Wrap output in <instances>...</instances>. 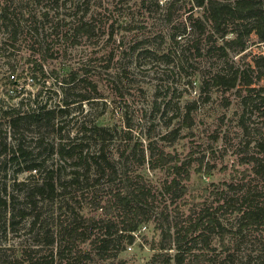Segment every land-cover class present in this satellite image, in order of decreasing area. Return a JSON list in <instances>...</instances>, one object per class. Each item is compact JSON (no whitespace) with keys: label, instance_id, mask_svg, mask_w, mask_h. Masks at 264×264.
Returning <instances> with one entry per match:
<instances>
[{"label":"rangeland","instance_id":"1","mask_svg":"<svg viewBox=\"0 0 264 264\" xmlns=\"http://www.w3.org/2000/svg\"><path fill=\"white\" fill-rule=\"evenodd\" d=\"M194 1L0 0V15H6L0 23V109L18 106L23 97L31 95L33 99L40 84L45 88L39 105L47 101L48 107L57 111L65 108V100L89 98L61 115L57 113L55 127L26 131L24 158L12 161L9 155L0 156V199L6 202L0 206V260L22 258L26 250L38 248L34 234L40 233L41 254L47 256V264H85L90 260L96 264H151L163 222L164 228L171 226L174 231L194 222L205 207L209 212L217 211L223 227L236 232V215L216 210L224 199L249 194L254 201L264 200V170L257 172L252 162H244L254 155L264 165V117L259 109L264 96V67L259 70L254 66L264 54V43L251 35L245 50L228 47L227 55L220 57L219 50H211L216 37L208 40L205 34H189L190 29L183 36L190 17L203 19L202 11L193 8ZM84 23L93 32L77 33L75 27ZM216 42L223 45L221 40ZM70 72L77 73L80 81L61 88V81ZM236 74V87L227 89L215 82L217 75ZM11 75L15 76L13 84ZM33 75L38 77L37 83ZM245 77L252 80L250 88L242 85ZM13 87L22 93L10 99L7 93ZM0 124V149L4 143L15 145L1 115ZM96 127L110 131L105 150L111 162L119 171L127 167L131 174L141 175L155 195L149 204L148 221L141 224L134 243L127 244L124 238L112 248L120 251L118 256L105 262L89 244L62 251L58 244L45 245L42 236L44 228L49 236L58 230L55 238L60 241L71 207L84 218L94 215L85 204H76V199L84 202L81 195L87 198L92 191L106 199L121 185L119 179L112 183L107 178L95 186H84L86 164L92 163L101 147ZM175 131L177 138L173 139ZM90 134L94 135L91 140ZM80 141L83 147L72 153L74 158L58 152L60 147L67 149ZM150 143L190 170V179L183 182L188 191L175 203L164 191L165 181H171L173 174L163 167H149ZM142 150L146 161L141 166L135 158L142 156ZM123 153L131 157L129 163ZM79 155H86L88 162L77 165ZM39 162V174L18 172L26 164ZM206 165L212 167L209 172ZM92 169L93 178L95 167ZM48 171L53 172L58 191L64 194L59 192L54 200L47 195L26 198L27 188L21 183L34 186ZM75 173L80 174L81 183L70 185ZM32 201H36L35 206ZM164 214L168 221L163 220ZM112 218L121 227V218ZM12 220L14 225H10ZM262 235L260 228L229 234L225 249L220 232L209 234V260L200 264H223L228 254L235 264H259L264 261ZM172 248L157 264H175ZM85 252H90L89 257ZM187 264L198 263L188 259Z\"/></svg>","mask_w":264,"mask_h":264},{"label":"trees","instance_id":"2","mask_svg":"<svg viewBox=\"0 0 264 264\" xmlns=\"http://www.w3.org/2000/svg\"><path fill=\"white\" fill-rule=\"evenodd\" d=\"M194 2L195 5H193V8L202 11L201 16L203 19H201V17L196 19L190 17L189 23L185 24L184 29L182 30L183 36L187 30L190 29L189 34L193 31L196 33L198 32L203 36L205 34L208 40L216 37L211 50H219L220 57L227 55L228 47H236L240 51L245 50L248 38L251 35L257 36L259 42L264 43V0H195ZM5 18V13H2L0 15V23L3 22L2 19L5 20ZM248 21H250V23ZM244 24H247L248 26L242 28ZM208 28L210 29L209 31H207ZM75 30L77 33H82L84 31L93 32L94 29L92 28L89 30L84 23L75 27ZM12 32V39H15L14 36H16V29L13 28ZM197 40L196 51L199 53L198 44L200 39L197 38ZM216 40H221L223 45H217ZM254 66L259 68V70L264 67V54L260 55V57L254 61ZM36 70L35 67L33 71L36 72ZM40 72L42 73V76L45 74L42 67H40ZM11 77L14 79L11 80L13 84L16 82L15 76L11 75ZM32 80L37 83L38 77L33 75ZM215 80L216 84L224 85L225 88L230 89L237 86L239 76L237 74L233 77L217 75L215 76ZM79 81L80 78L77 77V73L70 72L67 75V79H63L59 86H61V88L67 86L71 87ZM242 85L246 88H250L252 80L245 77ZM44 88V84H40L33 99L31 98V95L27 99L23 97L18 106H13L4 111L0 109L1 119L5 121L6 130L9 132L8 136L16 140L15 145L13 144L11 147H8L7 143H4V147L0 149V156L2 154H6V156L9 155L10 160L12 161L24 158L27 156V151L23 148L22 141L26 131L32 130L31 127L38 130H41L44 126L47 127L48 125L55 127L54 122L58 114L61 115L65 112L66 108H69L76 103L89 101V98L85 96L78 101L65 100V108L57 111L54 108L48 107L47 101L39 105L38 98L42 96ZM21 93L22 92H19L13 87L12 91H8L7 95L10 99H14L15 97L21 96ZM32 105L35 108H33ZM260 107V114L264 117V96L260 97ZM2 125L3 124H0V128ZM95 134L100 138L101 147L99 149V154L92 157V163L90 164H86L88 162V158L85 157L86 155H79L78 163H76L80 166L86 164L84 178L86 183L84 186H90V184L95 186V184L100 183L103 179L108 178V182L112 183L119 179L121 181L120 187L106 199L99 197L96 194L97 191H92L87 198H83L84 195H81L83 199L82 201L84 202H81L75 197L76 204H85V206L94 212V215L84 218L75 213L76 209L71 207L69 223L65 227H61L62 229L59 233V237L61 234V240L59 241L58 238L57 241L55 238L58 234V230L56 235L52 234L49 236V230L44 228L42 236H44L45 245L55 246L58 244L62 251L69 248L78 249L84 244H89L92 250L98 253L100 261L105 262L118 256L120 251L113 252L112 248L119 245L124 238L127 240V244L134 243L136 232L139 230L141 224L148 221V212L150 210L149 204L154 202L155 195L141 175L131 174L132 172L126 169L127 167L123 171H119L115 164L111 162L105 150V144L107 140H109L108 136L110 135V131L103 127H96ZM173 134H176L173 136V139L177 138V131ZM92 136L94 135L90 134V140L92 139ZM90 140H88L87 143H89ZM81 142L82 141H80L79 144L77 143L76 145L68 147L67 149L60 147L58 152L61 155L66 153L68 156H71L70 158H74L72 153L83 147ZM136 150L137 148L134 147L132 152L135 153ZM149 151L151 157V160L149 161L150 169L155 170L159 167H163L167 172L173 174L171 181H165L166 184L164 185V191L170 195L171 202L175 203L176 199L182 198V196L188 191L187 185L183 182L190 179V170H186L183 163L179 165V163L175 161V157L171 154L166 153L165 151H160L156 144L150 143ZM142 153L143 154L140 158H135L136 162L141 166L144 165L146 161L143 150ZM134 155L136 156V154ZM122 156L125 157V162L129 163L131 157L126 156L125 153H123ZM244 162H252L254 164L253 168L256 169L257 172L258 170H264L262 159L257 156L253 155ZM206 166L209 172L212 167L210 165ZM92 167H95V176L93 178L90 176V172L93 170ZM41 168L42 165L40 162L26 164L24 167H21L18 172H22V170L29 172L34 171V174L36 175L42 172ZM75 174L76 176L68 181L70 185L81 183L80 174ZM21 185L24 187L26 186V198H30L31 200H36L37 197H42L44 195H47L49 199L54 200L59 192L60 194H64L63 191H58L56 177L51 171H48L46 176L41 180L35 181L34 186H31L29 183H21ZM32 202L33 206H35L36 201ZM61 202L65 203L66 201L62 200ZM5 204L6 202L0 199V206ZM216 210H221L222 212L227 213L230 212L231 214L236 215L238 221L236 232L242 233L246 230L260 228L264 234V200L254 201V199L249 197V194L238 198L228 197L224 199L223 203L219 205ZM215 212H209L205 207L201 208L194 219V222H190L187 225L177 226L174 231L171 226L164 228V222L159 225L161 230V240L153 246V250H156L157 252L152 257L151 264H157L159 258L162 256H168L165 252L173 249L172 247H174L176 251L172 257L175 264H187L188 259L193 262L195 261L198 264H200V262H208V237L209 234H214L215 232H220L221 239L223 240L222 244L224 248L227 249L228 247L224 245L225 238H227L229 234L233 235L236 232H232V230L223 227L215 215ZM113 216L121 218V227H117L116 221L112 218ZM163 220L168 221L167 214H164ZM84 223L86 224L83 226ZM10 225H14L13 220ZM39 236H41L40 233L34 234V246H37L38 248L26 250L25 254L22 255V258L9 260L6 257H2L0 264H47V256L41 254L42 247L41 243H39ZM262 236L264 239V235ZM80 251L83 252L82 250ZM83 254L89 257L90 252H85ZM167 260L170 261L171 257ZM85 264L96 263H93L90 260ZM119 264L124 263L121 261ZM223 264H235L232 255L228 254L226 261ZM259 264H264V261Z\"/></svg>","mask_w":264,"mask_h":264}]
</instances>
